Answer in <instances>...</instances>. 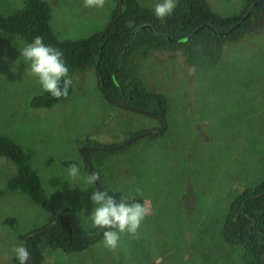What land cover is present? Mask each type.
Returning <instances> with one entry per match:
<instances>
[{
	"label": "rangeland",
	"instance_id": "obj_1",
	"mask_svg": "<svg viewBox=\"0 0 264 264\" xmlns=\"http://www.w3.org/2000/svg\"><path fill=\"white\" fill-rule=\"evenodd\" d=\"M45 1L59 39L102 32L118 4L106 0L97 9L84 7L83 0ZM207 1L215 13L232 16L248 0ZM138 2L154 10L159 0ZM22 6L19 0H0L5 15ZM26 44L0 33V135L29 154L57 209L72 208L92 227L87 219L95 207L90 199L95 184L87 182L91 173L80 167L73 179L62 165H83L86 149H80L86 137L120 145L129 131L156 136L141 137L125 154L108 151L100 166L105 186L122 198L148 202L150 216L139 231L122 234L115 250L104 247L103 238L75 254L46 249L44 264H245L242 248L224 241L222 227L235 196L264 176V22L253 23L241 43L225 45L221 59L205 67L187 66L177 51L135 58L149 89L168 97L164 129L146 114L110 105L100 94L94 69L69 74L73 92L67 100L51 109H32V97L44 91L20 54ZM15 174L16 166L0 157V264H13L19 235L49 222L48 213L26 195L8 191Z\"/></svg>",
	"mask_w": 264,
	"mask_h": 264
},
{
	"label": "trees",
	"instance_id": "obj_2",
	"mask_svg": "<svg viewBox=\"0 0 264 264\" xmlns=\"http://www.w3.org/2000/svg\"><path fill=\"white\" fill-rule=\"evenodd\" d=\"M19 1L23 5L21 8L7 15L0 12V33L13 35L27 44L36 36L43 37L45 45L62 51L69 74L95 70L100 94L110 105L131 108L139 114H151L158 120L166 119L167 99L164 94L148 89L135 58H150L170 52L176 41L175 48L185 52L183 57L187 66L205 67L221 59L226 44L241 43L251 32L254 22L258 27L264 22L258 19L264 15V0L255 7L253 4L257 0H248L244 10L232 16L215 13L207 0H177L174 11L162 20L155 16L153 9L143 7L138 0H118V4L111 9L110 22L102 32L81 39H59L51 26L48 2ZM246 14L248 17L245 18ZM239 23V28L229 35H218ZM201 26L204 27L195 33ZM184 38L185 41L181 40ZM72 92L73 84L67 98L57 100L43 92L34 95L29 105L32 109H51L67 100ZM126 137L130 142L122 144L117 152L125 154L131 151L141 142V137L156 138L146 134V131H129ZM85 145L104 150L94 152L87 149L84 152L87 160H82V166L74 161H63L62 165L69 168L76 164L86 171L92 168L99 174L97 182L102 191H107L117 201L123 199L126 203L144 204V199L122 198L102 183L100 166L108 151L120 145H105L89 137L85 138ZM0 157L9 159L16 166V174L7 182L8 191L23 193L49 215L48 224L18 236L30 253L28 264H44L46 249L61 250L66 254L84 252L103 238L101 228L86 227L72 208L59 210L53 205L38 172L29 163V154L5 134L0 135ZM4 222L12 228L16 227L14 220L6 219ZM222 237L228 245L242 248L245 264H264V176L235 196L224 220ZM12 262L19 264L16 257Z\"/></svg>",
	"mask_w": 264,
	"mask_h": 264
},
{
	"label": "clouds",
	"instance_id": "obj_3",
	"mask_svg": "<svg viewBox=\"0 0 264 264\" xmlns=\"http://www.w3.org/2000/svg\"><path fill=\"white\" fill-rule=\"evenodd\" d=\"M83 4L86 8L102 9L106 4V0H83ZM175 8L176 0H159L154 6V14L162 20L171 15ZM20 54L29 62V71L37 78L42 91L49 93L57 100L68 97L73 79L69 75V68L64 61L61 50L45 45L43 37L36 36L31 43L24 46ZM164 95L169 105L168 97L166 94ZM148 116L154 118L151 114H148ZM158 121L161 124L163 123L161 128L164 129L166 126L165 119L161 118ZM79 172L80 169L76 164H72L68 168V174L73 179L79 176ZM99 179V174L93 172L88 176L87 182L94 184ZM90 199L95 207L87 219L91 221L92 227L106 229L101 232L103 233L104 247L109 250L117 248L122 234L135 235L150 211L147 201L144 204L139 202L126 203L123 199L117 202L107 191H94ZM12 251L15 253L19 264H28L30 253L25 245L15 246Z\"/></svg>",
	"mask_w": 264,
	"mask_h": 264
},
{
	"label": "flooded vegetation",
	"instance_id": "obj_4",
	"mask_svg": "<svg viewBox=\"0 0 264 264\" xmlns=\"http://www.w3.org/2000/svg\"><path fill=\"white\" fill-rule=\"evenodd\" d=\"M261 1L260 0H257V1H255L254 2V7L255 6H257L259 3H260ZM247 15V14H246ZM256 20V19H255ZM255 24H256V22H254ZM181 40H184L185 41V38L184 39H181ZM173 45H175V47H176V45H177V42L175 41V42H173ZM175 47H172V48H174V49H172L170 52H175V51H177L178 53H180L182 56H184V54H185V52H182L181 50H178L177 48H175ZM115 107H118V108H122V106H116V105H114ZM125 109H127V110H129V111H132L130 108H125ZM134 112V111H133ZM162 125H163V123H162ZM130 142V140L127 138L126 140H124L121 144H123V145H127L128 143ZM120 144V146H116V147H114V148H111L110 150H112L111 152H115V151H117V148H120L121 146H123V145H121ZM81 149H90V150H93L94 152H97V150H101L100 148H94V147H91V146H88V145H85L84 146V148H81ZM81 149H80V151H81ZM95 156H97V155H95ZM81 159L82 160H84V161H86L87 160V157L86 156H82L81 157ZM95 166V165H94ZM92 169V168H91ZM95 189H96V191L97 190H100V191H102V188H100L99 187V184H98V186H95ZM102 231H105V229H102Z\"/></svg>",
	"mask_w": 264,
	"mask_h": 264
},
{
	"label": "water",
	"instance_id": "obj_5",
	"mask_svg": "<svg viewBox=\"0 0 264 264\" xmlns=\"http://www.w3.org/2000/svg\"><path fill=\"white\" fill-rule=\"evenodd\" d=\"M260 1H262V0H260ZM246 17H248V15H246L245 18H246ZM242 21H243V19H242ZM204 26H206V28H209L208 25H204ZM204 26L199 27V28L195 31V33H198V32H199ZM239 26H240V23H239V24H236L233 28L229 29L227 32L219 33V35H224V36L229 35L231 32H233V30L238 29ZM105 31H106V30H105ZM130 109H131V108H130ZM152 133H154V132H152ZM83 150H84V149H81V152H83ZM89 170H90V173H93V171H92L91 168H89ZM94 184H95V186H98V182H95ZM100 234H102V232H101Z\"/></svg>",
	"mask_w": 264,
	"mask_h": 264
},
{
	"label": "crops",
	"instance_id": "obj_6",
	"mask_svg": "<svg viewBox=\"0 0 264 264\" xmlns=\"http://www.w3.org/2000/svg\"><path fill=\"white\" fill-rule=\"evenodd\" d=\"M49 250H52V249H49ZM47 251H48V250H47ZM47 251H46V252H47ZM53 251H54V252H57V251L54 250V249H53ZM58 251H61V250H58ZM61 252H63V251H61ZM63 253H64V252H63ZM78 253H80V252H78ZM65 254H66V253H65ZM72 254H75V253H72ZM44 255H46V253H45ZM12 257H14V256H12Z\"/></svg>",
	"mask_w": 264,
	"mask_h": 264
},
{
	"label": "bare ground",
	"instance_id": "obj_7",
	"mask_svg": "<svg viewBox=\"0 0 264 264\" xmlns=\"http://www.w3.org/2000/svg\"><path fill=\"white\" fill-rule=\"evenodd\" d=\"M118 202V201H117Z\"/></svg>",
	"mask_w": 264,
	"mask_h": 264
}]
</instances>
